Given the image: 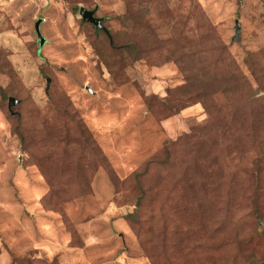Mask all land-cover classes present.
<instances>
[{
  "label": "rangeland",
  "instance_id": "374dc122",
  "mask_svg": "<svg viewBox=\"0 0 264 264\" xmlns=\"http://www.w3.org/2000/svg\"><path fill=\"white\" fill-rule=\"evenodd\" d=\"M255 174L264 0H0V264L264 260Z\"/></svg>",
  "mask_w": 264,
  "mask_h": 264
},
{
  "label": "water",
  "instance_id": "95a60500",
  "mask_svg": "<svg viewBox=\"0 0 264 264\" xmlns=\"http://www.w3.org/2000/svg\"><path fill=\"white\" fill-rule=\"evenodd\" d=\"M80 16L82 17L84 22H88V23L94 25L97 30L104 31L106 33V35L111 39L109 32L102 25V19L96 17V10H88L86 8H81L80 9ZM235 23H236V27H235V38L234 39L239 41L240 40V30H241V28H240V24H239L238 20H236ZM40 24H41V21H38L36 23L35 31L37 33L38 39L40 41V44L42 45L43 44V37H42V34L40 32ZM49 82H50V79H48L47 91L49 89ZM18 104H19V102L15 98H13V97L9 98L8 108H9V111L12 113V115L16 114V113L13 112V108L17 107Z\"/></svg>",
  "mask_w": 264,
  "mask_h": 264
},
{
  "label": "trees",
  "instance_id": "16d2710c",
  "mask_svg": "<svg viewBox=\"0 0 264 264\" xmlns=\"http://www.w3.org/2000/svg\"><path fill=\"white\" fill-rule=\"evenodd\" d=\"M254 182L256 183L257 186L261 187L262 189H264V180L257 174L254 175ZM259 214V213H258ZM260 215V214H259ZM257 216L256 219H257V231L258 233L260 234H263L264 233V220L261 219V215L260 216ZM239 240L235 241L234 242V247H237L239 246V242H240V239L243 240H246L247 239V235L246 236H243V237H238ZM242 250V247L238 250V252H241ZM234 259V258H233ZM231 258L228 256V258L226 259V261H223V260H212L211 262H209L208 264H236V263H231ZM264 263V260H259L255 257H252L251 260H247L244 264H263Z\"/></svg>",
  "mask_w": 264,
  "mask_h": 264
}]
</instances>
